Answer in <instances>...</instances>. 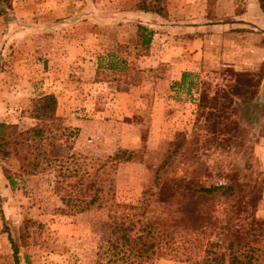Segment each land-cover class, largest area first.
<instances>
[{
    "label": "rangeland",
    "instance_id": "obj_1",
    "mask_svg": "<svg viewBox=\"0 0 264 264\" xmlns=\"http://www.w3.org/2000/svg\"><path fill=\"white\" fill-rule=\"evenodd\" d=\"M137 1L0 0V121L32 125L31 98L53 93L76 129L71 151L103 189L99 206L70 212L52 172L20 173L0 156V264L14 263L7 234L17 264H103L116 223L161 234L142 264H210L230 242L264 264L259 0H160L161 15ZM138 23L154 31L145 51ZM24 25L23 39L10 38ZM110 51L128 69L96 76ZM191 63L192 75L166 79L168 66Z\"/></svg>",
    "mask_w": 264,
    "mask_h": 264
},
{
    "label": "trees",
    "instance_id": "obj_2",
    "mask_svg": "<svg viewBox=\"0 0 264 264\" xmlns=\"http://www.w3.org/2000/svg\"><path fill=\"white\" fill-rule=\"evenodd\" d=\"M136 6L158 15L163 13L160 0H138ZM259 6L264 12L263 0H259ZM153 33L154 31L145 25L136 24L135 45L144 51L147 50ZM127 69L125 59L110 51L102 57H97L95 75L99 74V70L113 73ZM56 109V96L53 93H42L31 98L28 108L23 111L28 118L34 120L32 125L20 128L16 123L0 121V156L13 157L18 162L20 173L52 172L54 190L58 192L68 211L78 212L94 205L99 206L103 189L97 168L88 170L86 162L71 151L70 138L75 135L76 129L63 124L56 114ZM172 152L167 154L168 157ZM12 183L10 178V184ZM215 188L199 187L197 191L207 195ZM153 228V225L146 223L140 228V233L134 231L130 234L133 232L131 224L116 223L106 240L110 255L103 264H142L152 255L157 256L159 252L156 250L155 253V244L159 248L162 238L161 234L154 235ZM7 238L12 246L13 264H17L16 245L8 234ZM232 246L230 242L227 259L214 253L210 259L204 261L210 264H253L256 260L252 249L234 250Z\"/></svg>",
    "mask_w": 264,
    "mask_h": 264
},
{
    "label": "crops",
    "instance_id": "obj_3",
    "mask_svg": "<svg viewBox=\"0 0 264 264\" xmlns=\"http://www.w3.org/2000/svg\"><path fill=\"white\" fill-rule=\"evenodd\" d=\"M20 12L17 15L16 18H18V16H20ZM26 26V28H20L18 32L15 33H10V38H14V40H21L25 37L26 33L25 30H29L30 26L28 25H24ZM28 27V28H27ZM12 35V36H11ZM189 43H191V40H188ZM190 57V56H189ZM192 72H194V69L192 67V63L189 66H183L180 67V65L178 64H174L172 66H168L167 70H166V79L169 81H174V82H178L180 80V78H182V75L186 76L188 75V73H190V75H192Z\"/></svg>",
    "mask_w": 264,
    "mask_h": 264
},
{
    "label": "water",
    "instance_id": "obj_4",
    "mask_svg": "<svg viewBox=\"0 0 264 264\" xmlns=\"http://www.w3.org/2000/svg\"><path fill=\"white\" fill-rule=\"evenodd\" d=\"M263 87H264V81H263Z\"/></svg>",
    "mask_w": 264,
    "mask_h": 264
}]
</instances>
